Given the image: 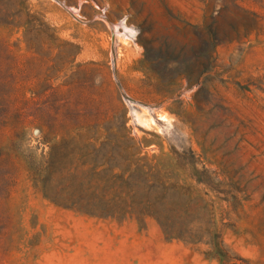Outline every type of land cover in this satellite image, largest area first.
Segmentation results:
<instances>
[{
	"label": "rangeland",
	"instance_id": "374dc122",
	"mask_svg": "<svg viewBox=\"0 0 264 264\" xmlns=\"http://www.w3.org/2000/svg\"><path fill=\"white\" fill-rule=\"evenodd\" d=\"M126 158L186 229L73 207ZM0 264H264V0H0Z\"/></svg>",
	"mask_w": 264,
	"mask_h": 264
},
{
	"label": "trees",
	"instance_id": "16d2710c",
	"mask_svg": "<svg viewBox=\"0 0 264 264\" xmlns=\"http://www.w3.org/2000/svg\"><path fill=\"white\" fill-rule=\"evenodd\" d=\"M124 137L126 141H130L127 135ZM128 147L133 148V143L129 142ZM94 151L93 148V153ZM135 153L133 151L132 155ZM104 164L107 166L100 167ZM114 166L108 159H102L94 165L86 182L87 193L78 195L73 201V207L82 213L104 218L124 219L135 216L143 219L152 216L169 237L186 229L184 221L190 216L189 213L165 207L169 203L167 195L171 184L165 185V181L161 188L153 182L149 183L151 180L163 181L156 164L147 160L140 163L138 158H126L119 165L121 172H114ZM182 189L181 185H177L174 190ZM51 200L59 204L57 199Z\"/></svg>",
	"mask_w": 264,
	"mask_h": 264
},
{
	"label": "bare ground",
	"instance_id": "6f19581e",
	"mask_svg": "<svg viewBox=\"0 0 264 264\" xmlns=\"http://www.w3.org/2000/svg\"><path fill=\"white\" fill-rule=\"evenodd\" d=\"M119 22H120V21H119ZM121 22H122V20H121ZM123 22L125 23V21H123ZM121 24H123V23H121ZM125 25H126V23H125ZM125 25L123 24V26H125ZM121 26H122V25H121ZM111 27H112V26H111ZM128 27H129V26H128ZM128 27H127V28H128ZM118 28H119V27H118ZM124 28H125V27H124ZM124 31H126V29H125ZM124 31H123V32H124ZM127 31H128V30H127ZM130 32H131V31H130ZM124 33H126V32H124Z\"/></svg>",
	"mask_w": 264,
	"mask_h": 264
}]
</instances>
